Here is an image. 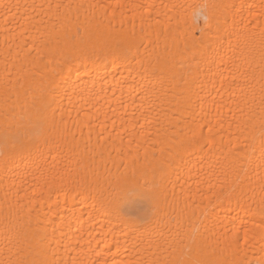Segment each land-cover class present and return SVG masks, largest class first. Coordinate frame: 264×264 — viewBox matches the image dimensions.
Instances as JSON below:
<instances>
[{
	"label": "bare ground",
	"instance_id": "bare-ground-1",
	"mask_svg": "<svg viewBox=\"0 0 264 264\" xmlns=\"http://www.w3.org/2000/svg\"><path fill=\"white\" fill-rule=\"evenodd\" d=\"M262 126L264 0H0V264H264Z\"/></svg>",
	"mask_w": 264,
	"mask_h": 264
},
{
	"label": "snow or ice",
	"instance_id": "snow-or-ice-1",
	"mask_svg": "<svg viewBox=\"0 0 264 264\" xmlns=\"http://www.w3.org/2000/svg\"><path fill=\"white\" fill-rule=\"evenodd\" d=\"M4 7H12V8H19L20 5H11ZM228 7V6H225ZM205 24L208 26L207 28L200 29L201 33H203L206 30H210V25H208V17L204 16ZM246 148L248 149L247 153L245 154L248 159H251L255 156L257 152H259V159L264 162V126H262L258 141L257 138L253 137L251 143L246 145ZM237 163H240L237 161ZM141 201L136 197L135 192L130 191L128 193V198L126 201V207L128 209L129 215H134L135 212L140 207ZM258 214L260 215L261 219L259 221V224L257 227L260 229V235L262 238H264V200L261 201V205L258 209ZM248 234L245 233V242H247ZM238 242V241H237ZM185 264H201L199 261H188L185 262Z\"/></svg>",
	"mask_w": 264,
	"mask_h": 264
}]
</instances>
